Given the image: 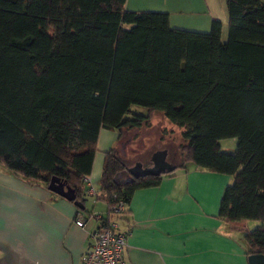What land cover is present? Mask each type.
Returning a JSON list of instances; mask_svg holds the SVG:
<instances>
[{
  "label": "trees",
  "instance_id": "16d2710c",
  "mask_svg": "<svg viewBox=\"0 0 264 264\" xmlns=\"http://www.w3.org/2000/svg\"><path fill=\"white\" fill-rule=\"evenodd\" d=\"M124 4L0 0V166L46 188L58 179L84 203L99 130L121 139L160 114L180 130L176 169L232 177L218 216L258 222L243 241L247 256H264V0H226V41L219 20L207 32L176 29L167 13ZM228 138L235 150L221 151ZM127 166L105 153L97 199L108 208L160 184L115 185Z\"/></svg>",
  "mask_w": 264,
  "mask_h": 264
},
{
  "label": "crops",
  "instance_id": "0c3cea01",
  "mask_svg": "<svg viewBox=\"0 0 264 264\" xmlns=\"http://www.w3.org/2000/svg\"><path fill=\"white\" fill-rule=\"evenodd\" d=\"M210 3L125 0L124 8L167 13L170 27L176 29L207 32L218 19L223 29L225 19L215 14V4ZM133 132L138 130H126L119 139L116 131L99 130L88 176L97 191L106 152L114 151L131 167L142 160L151 165L149 157L164 150L128 157L123 149L126 142L132 148L138 139ZM162 176L158 186L134 191L117 219L120 231H128L126 264H248L243 241L248 222L230 225L218 216L232 177L196 169L190 163ZM85 191L86 187L84 209L79 210L43 185L29 183L0 166V264H80L91 234L99 227L93 215L106 217L108 210L103 198L86 196ZM77 219L83 220L82 227L74 224Z\"/></svg>",
  "mask_w": 264,
  "mask_h": 264
},
{
  "label": "rangeland",
  "instance_id": "374dc122",
  "mask_svg": "<svg viewBox=\"0 0 264 264\" xmlns=\"http://www.w3.org/2000/svg\"><path fill=\"white\" fill-rule=\"evenodd\" d=\"M210 4H215L216 12L215 14L221 18L225 19V24H223L224 28L221 32L222 40L227 39V9L225 5V0H210ZM219 20V19H218ZM131 112L138 114H145L146 109L138 106H132ZM150 126L147 128H141V130L136 133L138 139L135 143H132V148H130V144L126 142L124 146V151L129 156L128 157H136L140 156V154H146L151 152L150 150H155L156 148H167L168 152V160H173L174 162H179V154L177 152V146L180 140V130L169 125L160 114H153V120L150 122ZM130 136H128L129 138ZM127 138V139H128ZM125 142V140H123ZM220 149L224 152H232L236 148V139L228 138L219 141ZM166 159V160H167ZM128 161H131L130 159ZM231 184V183H230ZM247 231L254 229L259 223L256 221H247ZM246 230V229H245Z\"/></svg>",
  "mask_w": 264,
  "mask_h": 264
},
{
  "label": "built area",
  "instance_id": "2783aa9c",
  "mask_svg": "<svg viewBox=\"0 0 264 264\" xmlns=\"http://www.w3.org/2000/svg\"><path fill=\"white\" fill-rule=\"evenodd\" d=\"M83 181L86 187L85 195L92 198L98 196V191L91 185L88 177H84ZM125 205L124 202L117 201L108 208L106 217L93 215L99 227L91 234L89 249L82 255L80 264H126L124 251L127 232L120 231L117 222L118 217L124 213ZM74 224L82 227L84 222L77 219Z\"/></svg>",
  "mask_w": 264,
  "mask_h": 264
},
{
  "label": "water",
  "instance_id": "95a60500",
  "mask_svg": "<svg viewBox=\"0 0 264 264\" xmlns=\"http://www.w3.org/2000/svg\"><path fill=\"white\" fill-rule=\"evenodd\" d=\"M151 165L143 167L141 163H135L131 167H126L122 172L117 173L113 177V182L117 186H122L129 180L138 177L146 176H159L173 172L176 169L175 165L170 164L166 160V150L157 151L151 156ZM47 189L50 192L66 199L67 201L73 202V204L79 209L83 210V204L76 200L75 192L72 188L66 185L64 182L52 178L49 182ZM248 264H264L263 255H249L247 257Z\"/></svg>",
  "mask_w": 264,
  "mask_h": 264
},
{
  "label": "flooded vegetation",
  "instance_id": "af4514ba",
  "mask_svg": "<svg viewBox=\"0 0 264 264\" xmlns=\"http://www.w3.org/2000/svg\"><path fill=\"white\" fill-rule=\"evenodd\" d=\"M164 150H166V159L168 158V152H167V148H164ZM150 159H151V157H149ZM151 161V160H150ZM167 161L170 163V164H172V165H175V163L176 162H174L173 160H168L167 159ZM147 162V163H146ZM145 163V164H144ZM142 164V166L143 167H146L145 165H147L148 166V164H150V162L148 163V160L147 161H145V162H143V163H141ZM150 166V165H149Z\"/></svg>",
  "mask_w": 264,
  "mask_h": 264
},
{
  "label": "bare ground",
  "instance_id": "6f19581e",
  "mask_svg": "<svg viewBox=\"0 0 264 264\" xmlns=\"http://www.w3.org/2000/svg\"><path fill=\"white\" fill-rule=\"evenodd\" d=\"M229 152V151H228ZM145 154V153H144ZM142 156V155H141ZM143 161L144 160H142V163H143ZM130 162V161H129ZM145 162V161H144ZM140 163V162H139ZM147 163V162H146ZM145 164V163H144ZM150 164H148V166H149ZM145 166H147V165H145ZM167 175V174H166ZM165 176V175H164ZM168 176H171V175H168ZM157 177V176H156ZM161 177H163V176H161ZM94 185V184H93ZM99 192V191H98ZM126 206V205H125ZM126 213V212H125ZM128 214H129V212H128ZM126 216V215H125ZM118 224H119V222H118ZM120 227V226H119ZM128 232V231H127Z\"/></svg>",
  "mask_w": 264,
  "mask_h": 264
}]
</instances>
